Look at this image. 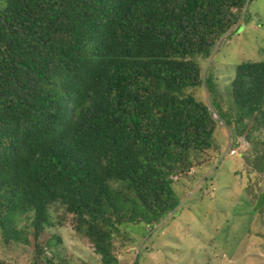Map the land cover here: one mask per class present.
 <instances>
[{"label":"trees","instance_id":"obj_1","mask_svg":"<svg viewBox=\"0 0 264 264\" xmlns=\"http://www.w3.org/2000/svg\"><path fill=\"white\" fill-rule=\"evenodd\" d=\"M247 1L0 0L3 240H19L15 216L29 215L33 261L46 260L45 226L60 206L99 262L116 264L115 235L135 244L130 233L163 229L180 204L173 184L217 150L220 112L187 90L213 86L199 59ZM229 92L231 128L248 117L264 125L263 60L238 63Z\"/></svg>","mask_w":264,"mask_h":264},{"label":"rangeland","instance_id":"obj_2","mask_svg":"<svg viewBox=\"0 0 264 264\" xmlns=\"http://www.w3.org/2000/svg\"><path fill=\"white\" fill-rule=\"evenodd\" d=\"M232 28L210 57L199 59L202 72L213 77V86L187 90L220 112L222 119L216 116L213 131L217 150L205 152L191 174L173 184L180 204L163 229L156 224L149 240L130 233L135 244H124L115 235L116 264H131L142 244L147 250L138 264H264V210L254 208L264 189V169L258 170L252 157L262 149L264 125L249 117L235 127L228 124L238 113L229 92L235 66L264 61V0H248ZM228 143L245 151L222 157ZM50 215L51 224L45 226L50 237L46 260L34 263L29 215H18L13 226L21 232L19 240L5 242L0 235V264H101L88 240L72 228L70 214L52 205Z\"/></svg>","mask_w":264,"mask_h":264},{"label":"built area","instance_id":"obj_3","mask_svg":"<svg viewBox=\"0 0 264 264\" xmlns=\"http://www.w3.org/2000/svg\"><path fill=\"white\" fill-rule=\"evenodd\" d=\"M213 117L214 118H216V115L213 113ZM241 145H239V147H237L236 149L233 147H229V145H228V148L226 149V151L222 154V157L223 156H225V155H237L238 154V152L241 150L242 151V149L243 148H241L240 147ZM245 150V148L243 149V151ZM217 161V160H216ZM191 170L192 169H190L188 172H187V174H191ZM173 179H176V176H173Z\"/></svg>","mask_w":264,"mask_h":264},{"label":"water","instance_id":"obj_4","mask_svg":"<svg viewBox=\"0 0 264 264\" xmlns=\"http://www.w3.org/2000/svg\"><path fill=\"white\" fill-rule=\"evenodd\" d=\"M261 207H264V189L260 191V193L257 195L254 208L259 209Z\"/></svg>","mask_w":264,"mask_h":264},{"label":"crops","instance_id":"obj_5","mask_svg":"<svg viewBox=\"0 0 264 264\" xmlns=\"http://www.w3.org/2000/svg\"><path fill=\"white\" fill-rule=\"evenodd\" d=\"M238 139V138H237ZM228 141V140H227ZM229 143H230V140H229ZM235 143H237L236 141H235ZM234 156V155H233Z\"/></svg>","mask_w":264,"mask_h":264},{"label":"clouds","instance_id":"obj_6","mask_svg":"<svg viewBox=\"0 0 264 264\" xmlns=\"http://www.w3.org/2000/svg\"><path fill=\"white\" fill-rule=\"evenodd\" d=\"M228 145H230L229 143H228ZM245 151V150H244Z\"/></svg>","mask_w":264,"mask_h":264}]
</instances>
